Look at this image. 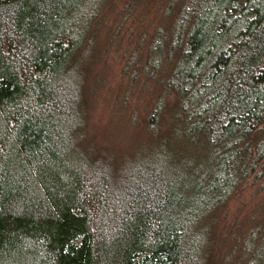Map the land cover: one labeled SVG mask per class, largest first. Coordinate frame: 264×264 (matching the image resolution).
<instances>
[{
  "label": "trees",
  "instance_id": "trees-1",
  "mask_svg": "<svg viewBox=\"0 0 264 264\" xmlns=\"http://www.w3.org/2000/svg\"><path fill=\"white\" fill-rule=\"evenodd\" d=\"M116 1L0 0V264H210L230 198L264 188V0H161L121 68L156 87L145 134L111 145L88 120ZM259 244L264 217L237 261Z\"/></svg>",
  "mask_w": 264,
  "mask_h": 264
},
{
  "label": "rangeland",
  "instance_id": "rangeland-1",
  "mask_svg": "<svg viewBox=\"0 0 264 264\" xmlns=\"http://www.w3.org/2000/svg\"><path fill=\"white\" fill-rule=\"evenodd\" d=\"M161 2L145 0L137 4L135 0H119L113 3L109 17L104 19L99 38L102 47L94 65V74H101L103 81L98 84L95 99L92 97L88 120L89 131L98 141L128 145L145 134L142 121L155 99L156 87L152 83L130 82L121 68L129 49L139 42L144 30L147 36L157 23ZM249 180L230 198L220 215L210 246V264H246L245 260L237 261L243 238L249 223L264 217V188L259 189V183L252 184ZM259 248L260 244L249 256L256 264L262 260Z\"/></svg>",
  "mask_w": 264,
  "mask_h": 264
}]
</instances>
